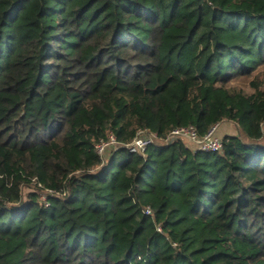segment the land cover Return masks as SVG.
I'll use <instances>...</instances> for the list:
<instances>
[{
	"label": "trees",
	"instance_id": "16d2710c",
	"mask_svg": "<svg viewBox=\"0 0 264 264\" xmlns=\"http://www.w3.org/2000/svg\"><path fill=\"white\" fill-rule=\"evenodd\" d=\"M262 66L264 0H0V264H264Z\"/></svg>",
	"mask_w": 264,
	"mask_h": 264
},
{
	"label": "built area",
	"instance_id": "2783aa9c",
	"mask_svg": "<svg viewBox=\"0 0 264 264\" xmlns=\"http://www.w3.org/2000/svg\"><path fill=\"white\" fill-rule=\"evenodd\" d=\"M217 124L211 126L209 130L199 135L194 126L178 127L170 131V133L164 138L165 142H170L172 139L180 138L190 142L196 149L202 151H220L222 149V138L216 135ZM156 140L155 133L150 132L147 129H139L133 139L126 144V147L130 152L143 153L145 148ZM118 143L113 136H110L109 140L102 142L96 146V150L99 154H103L102 151L107 147H116ZM44 197V196H43ZM144 211L149 212V208H145ZM160 231V229L158 228Z\"/></svg>",
	"mask_w": 264,
	"mask_h": 264
},
{
	"label": "rangeland",
	"instance_id": "374dc122",
	"mask_svg": "<svg viewBox=\"0 0 264 264\" xmlns=\"http://www.w3.org/2000/svg\"><path fill=\"white\" fill-rule=\"evenodd\" d=\"M259 70H260V71L263 70V71H261V72L259 73V74L261 75V77H263L262 72H264V66L260 67ZM259 70H258V71H259ZM246 89H247V87H246ZM227 124H228V127H226ZM225 131H233L235 134L238 133L235 124L232 123V122H227V121H224V122L220 123V124L218 125V127H216V131H215V132H216V135H217V136H219V137L222 138V136L224 135V132H225ZM186 142H188V141H186ZM192 147L195 148V146H194L193 144H192ZM109 149H110V147H107V148L105 149V151H104V150L102 151V153H103V152L105 153V152L108 151Z\"/></svg>",
	"mask_w": 264,
	"mask_h": 264
},
{
	"label": "crops",
	"instance_id": "0c3cea01",
	"mask_svg": "<svg viewBox=\"0 0 264 264\" xmlns=\"http://www.w3.org/2000/svg\"><path fill=\"white\" fill-rule=\"evenodd\" d=\"M225 121H227V122H231V121H228V120H225ZM222 122H224V121L219 122V123L217 124V127H218V125H219L220 123H222ZM226 127H228V124L226 125ZM224 134H235V133H234L233 131H225ZM186 144L189 145V146L192 145V144L189 143V142H188V143L186 142Z\"/></svg>",
	"mask_w": 264,
	"mask_h": 264
}]
</instances>
